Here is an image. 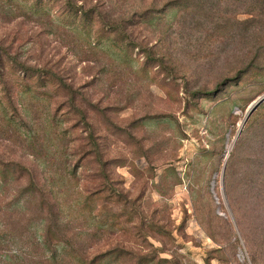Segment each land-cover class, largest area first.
Masks as SVG:
<instances>
[{
  "label": "rangeland",
  "instance_id": "374dc122",
  "mask_svg": "<svg viewBox=\"0 0 264 264\" xmlns=\"http://www.w3.org/2000/svg\"><path fill=\"white\" fill-rule=\"evenodd\" d=\"M264 0H0V264H264Z\"/></svg>",
  "mask_w": 264,
  "mask_h": 264
},
{
  "label": "water",
  "instance_id": "95a60500",
  "mask_svg": "<svg viewBox=\"0 0 264 264\" xmlns=\"http://www.w3.org/2000/svg\"><path fill=\"white\" fill-rule=\"evenodd\" d=\"M262 102H264V96L261 97V98H259L257 101H255V102L251 105V107L249 108V110H248V112H247V114H246V116H245V119H244V121H243V124L246 122L247 118L252 114V112H253L254 110H256V108H257Z\"/></svg>",
  "mask_w": 264,
  "mask_h": 264
}]
</instances>
